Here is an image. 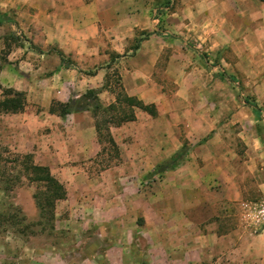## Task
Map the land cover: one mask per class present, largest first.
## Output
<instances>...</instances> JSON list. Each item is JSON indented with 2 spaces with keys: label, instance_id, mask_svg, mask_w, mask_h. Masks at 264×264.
I'll use <instances>...</instances> for the list:
<instances>
[{
  "label": "crops",
  "instance_id": "0c3cea01",
  "mask_svg": "<svg viewBox=\"0 0 264 264\" xmlns=\"http://www.w3.org/2000/svg\"><path fill=\"white\" fill-rule=\"evenodd\" d=\"M11 13L14 24L5 22L0 27H16L23 46L16 49V59L14 51L7 56L0 83L4 89L24 92L27 106L33 92L47 90L52 97L33 102L43 108L37 116L26 110L0 113L2 134L9 135L10 125L28 128L36 122L52 127L57 118L66 121L67 136L76 130L84 135L83 149L66 146L62 150L66 157L98 158L102 145L92 112L62 118L50 114L49 108L54 100L67 103L82 95L76 93L79 87L84 93L101 89L113 70L129 97L157 108L156 117L136 110L135 121L111 129L121 163L102 172L97 184L112 182L113 196L91 194L92 182L84 174L66 183L67 200L76 202L70 218L80 211L88 215V225L101 231L91 240L96 242L93 250L105 246L110 264H129L126 253L133 248L146 251L150 264H264V226L221 229L224 206L248 201L238 182L239 172L253 174L258 195L264 198V168L259 163L264 158V2L0 0V14L11 18ZM61 56L75 66L64 64ZM35 57L38 64L33 63ZM101 63L99 70L82 71V67L96 69ZM237 83L244 88L239 101L234 97ZM67 92L66 98L58 99L57 95ZM168 92L177 94L170 97ZM108 96L112 98L109 103H115L111 86L100 94L104 106L110 105L104 103ZM244 98L260 108L261 117ZM236 125L245 147L242 153L231 143ZM52 131L43 132L47 135L42 137L38 131H27L29 149L21 150L17 144V150L56 153ZM186 144L184 163L143 188V183L148 184L146 175ZM76 179L83 198L73 194ZM132 213L142 218V224L120 229ZM134 242L146 243V247Z\"/></svg>",
  "mask_w": 264,
  "mask_h": 264
},
{
  "label": "rangeland",
  "instance_id": "374dc122",
  "mask_svg": "<svg viewBox=\"0 0 264 264\" xmlns=\"http://www.w3.org/2000/svg\"><path fill=\"white\" fill-rule=\"evenodd\" d=\"M10 16L13 19L14 15L12 13ZM19 38L22 39V35L18 34L16 27H0V63H4V59L13 51V57L16 59V49L23 46ZM26 47L34 51L32 45L29 43L26 44ZM19 53L22 54L23 52L21 51ZM33 63L38 64L39 59L35 57ZM102 64L103 63L95 67L96 69L89 70L81 65L79 66L80 68L82 67V71L88 72L99 70ZM117 73V70H113L107 74L105 83H109L111 88L115 87L114 76ZM237 85L239 89L235 92L234 97L235 100L239 101L244 88L240 83H237ZM78 89H80V91H76L77 94L84 93V88L79 87ZM166 94L170 97H174L177 93L168 92ZM66 95H68V92L60 93V97L59 95L57 96L58 99H64ZM51 97V92L47 90L41 93L35 92V94L33 92L31 96V105L27 106L25 112L29 113L31 116L40 115L43 108L33 102H47ZM109 102H112V98L108 96L104 99V103L109 105ZM56 119L57 118H55L52 125L54 129L49 127L48 124H41V126H39L38 123L34 122V124L28 128H23L18 125L8 126L9 135H7V132L2 134L0 131V149L7 148L11 152V154H4V158H11L15 154L27 155L19 152L16 148V145L20 144L21 150L29 149L28 146H30V144L26 137L28 134L27 131H33L34 134L38 131V137H42L43 135H47L43 132L54 130L55 135L51 143L56 153L44 154L45 152H42L40 155L30 154L34 156L35 163L46 167L50 164L52 174L65 187L66 183H69L73 179L72 176L84 174L92 182V185L88 188L91 194L94 192H104L106 193L105 195L113 196L114 185H112V182L107 181L105 185L102 186L97 184V181L102 172L118 166L121 161L115 158L112 151L102 153L98 158L91 161L85 160V157L82 155L66 157L65 152L62 151L66 146L72 149H83L84 141H82V139L84 135L81 130H76L73 134L67 136L66 125H64L66 121L64 122V120ZM262 125H264V123ZM0 128H2V124H0ZM234 129L235 133L232 139L233 142L231 143L235 145L238 152L242 153L245 147L240 144V139L237 136L239 125H236ZM262 131L263 139H261V142L264 143V126ZM1 161L2 160H0V264H110L105 246L101 249L93 250V248H96V242H91V240L92 238H96V233H101V231L98 230L99 227L93 226L92 224L91 226L88 225V215L80 213V211H78L77 215L70 218L69 214H72V210H75L74 205H76V202L74 200H72L74 202L70 203V200H67V196L66 200L59 201L55 207L54 219H51V215H45L43 218L40 217L34 200V194L40 190L38 185L30 184L19 168L14 169L13 165H7V163ZM259 163L260 168H264V158H260ZM150 173H148L146 177L151 178L149 177ZM3 174L6 175L5 178L2 176ZM119 174L120 173H117V175ZM158 176L149 179L148 184L143 183V188H147L152 181L157 180L156 178ZM17 178L20 179L16 180ZM237 178L246 194L245 200L248 201L235 204L228 203L226 207L224 206V212L226 213H224L225 219H223L221 229L224 231L235 230L242 226V224L248 226L250 229L263 227L264 214L261 213L263 207L261 205L264 203V198L258 195L253 174L251 172H239ZM10 179H13V183H11V185H13L12 191L5 190ZM118 179L119 178L116 177L115 185L120 183ZM73 182L75 183L73 194L75 197L78 196L83 198L80 180L76 179ZM79 199L80 198H78V201L80 202ZM78 204L80 203H77V205ZM140 207L143 208V206ZM78 208L80 210L81 207L78 205ZM136 214L137 213H132L131 217L121 224L120 229H131L135 226V222L142 224V218H138V216L135 217ZM128 243L129 240L127 244ZM135 243L137 242H134V245ZM137 244H140L141 248H144L146 245V243L143 242H138ZM126 254L127 259H130L128 261L129 264H135L136 262V264H150L146 251H141L139 253L135 252L133 248Z\"/></svg>",
  "mask_w": 264,
  "mask_h": 264
},
{
  "label": "trees",
  "instance_id": "16d2710c",
  "mask_svg": "<svg viewBox=\"0 0 264 264\" xmlns=\"http://www.w3.org/2000/svg\"><path fill=\"white\" fill-rule=\"evenodd\" d=\"M260 1L264 2V0ZM5 22L7 24H14L13 19H11L8 14H0V26ZM61 57L62 62L67 64V66L74 65L72 61L67 60L64 56ZM121 57L122 56H117L116 59H120ZM7 63V58L4 59V63H0V73L4 65ZM223 76L228 78L232 84L235 83L233 78L227 77L225 74ZM114 77L115 87L111 88V92L115 94V103L110 104L109 106H104L100 99V94L105 90H109L111 86L106 82L101 89L88 90L86 93L78 97L74 96L67 103L54 100L50 108V113L57 114L63 118L71 114L86 111L92 112L98 140L102 145V153L112 151L115 158L121 161L120 148L111 133V129L135 121L136 110L144 111L152 117H156L158 112L155 105H146L135 97H129L124 90L122 79L119 74H115ZM0 91L3 93V99L0 101V113L20 114L26 110L28 101L24 92H19L14 89H4L1 83ZM244 101L253 109L257 116H262L260 108L254 104L253 101H250L248 98H244ZM188 150V145H184V147L176 153L170 161L157 167L152 173H150L149 177H156L180 164H183L188 155ZM4 154H11V152L7 148L0 149L1 162H5L7 165H13L14 169L19 168L30 184H36L40 188V190L34 194L35 204L40 217L43 218L45 215H51V219H54L56 204L59 201L66 200L68 196L66 187L52 174L49 167L36 164L33 155L15 154L11 158H4ZM2 176L3 178L6 177L5 174ZM151 178L146 177V180ZM18 179L20 178H17L16 180ZM11 183H13V179L9 180L7 185L8 189L6 188L5 190H13V185H11Z\"/></svg>",
  "mask_w": 264,
  "mask_h": 264
},
{
  "label": "built area",
  "instance_id": "2783aa9c",
  "mask_svg": "<svg viewBox=\"0 0 264 264\" xmlns=\"http://www.w3.org/2000/svg\"><path fill=\"white\" fill-rule=\"evenodd\" d=\"M261 206H263V207H262V210H261V213L264 214V203H263Z\"/></svg>",
  "mask_w": 264,
  "mask_h": 264
}]
</instances>
